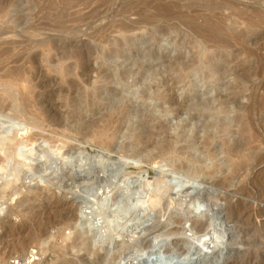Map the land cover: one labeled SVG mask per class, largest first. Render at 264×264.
<instances>
[{
	"label": "rangeland",
	"instance_id": "obj_1",
	"mask_svg": "<svg viewBox=\"0 0 264 264\" xmlns=\"http://www.w3.org/2000/svg\"><path fill=\"white\" fill-rule=\"evenodd\" d=\"M78 52L90 53L98 70L89 81L81 78ZM0 104L7 139L15 137L11 127L29 132L8 143L27 146L33 158L32 151L48 152L41 163L70 166L82 152L93 164L103 156L128 164L130 174L112 179L105 190H117L118 197L107 211L113 216L130 196L137 210L123 213L114 237L103 219V246L92 256L73 228L85 196L76 185L86 170L67 166L48 184L36 176L20 181L15 188L21 192L4 205L2 260L46 239L44 264H119L127 256H152V241L140 239L156 232L163 239L179 225L163 220L170 224L166 232L151 230L166 200L184 187L188 196L176 198L185 196L189 205L196 196L205 201L193 215L182 214L186 222L204 220L209 208L213 221L234 234V249L222 262L199 264H264V0H0ZM237 140L241 152L231 150ZM161 147L169 149L161 153ZM256 154L259 167L251 170ZM141 184L152 185L149 203L145 191L142 197L135 192ZM9 192L1 197L9 199ZM226 195L234 205H249L242 222H227ZM169 246L160 250L166 258L188 253L175 242Z\"/></svg>",
	"mask_w": 264,
	"mask_h": 264
},
{
	"label": "bare ground",
	"instance_id": "obj_2",
	"mask_svg": "<svg viewBox=\"0 0 264 264\" xmlns=\"http://www.w3.org/2000/svg\"><path fill=\"white\" fill-rule=\"evenodd\" d=\"M3 54H4V52H3ZM74 57H75V60L78 62L79 66L81 67V74H82L81 78H85L87 81H89L90 74L92 72H98V70H96L91 65L90 53L85 54L82 52H78V54L76 53ZM45 82L43 81L41 83V85L44 84ZM160 98H163L165 101L166 100L165 98H168V97L165 95H160ZM232 102L237 103L235 101V99ZM0 106H1L0 107L1 109L4 108L2 104H0ZM52 106H53V104H52ZM4 117L6 119H9L13 123H18V120H17L18 117L17 116L5 115ZM11 128L13 129L12 134L13 133L15 134L14 135L15 137L13 136L14 139H10V138L7 139L4 136V131L2 129H0L1 130L0 134L2 135V138H0V152L2 154L0 156V224L4 223L5 219H7V217L5 215L6 214L5 210L8 208H4V205L8 204L6 207H9V205H11L9 203V201L13 202V197L16 196L17 194H19V192H21V190H22L21 187L20 188L18 187L17 189L15 188L17 183H19L20 181H23L24 183H26V182L28 183V181L25 182V180H29V181L35 180V179H33V177L36 176V177L40 178L43 183L48 184V183L52 182V181H50L51 178L52 179L58 178L57 176H59L61 174V172L64 173L63 170L65 171V167L67 168V166H69L68 165L69 161L68 162H60L58 164L54 159H52V160H54V161H52V163H46L48 161V159L46 162L41 163V160H43L44 158L50 157L47 154L48 152L45 154V152L37 150L39 152V154H37L38 153L37 151H36L37 152L36 154H33V151H32L31 155L36 156L35 158H33L31 156H28L29 149L27 146H24L23 144L19 143L18 141H17L18 143L16 142V144L10 145L8 143L9 141H10V143H12L11 141H14L17 137L19 138V137H22L25 135L27 136V134L29 133L26 130V128H23V127H11ZM244 128L245 127H242V131H241L242 133H244V131H245ZM238 140L236 143H234L235 145L231 149L234 152L243 151V147H244L243 141H238ZM31 149H32V147H31ZM160 149L162 151L161 153H163V152H166L169 149V147H168V149L166 147H161ZM71 154H73V153H71ZM73 157H74V155H73ZM77 157L79 159H75L74 161L70 162L71 165L69 166V167L73 166L74 170L70 169V168H69V170L76 172L77 168H79L81 170H86L87 174L81 178V182H79L78 185H76V183H75V185L77 187H83L84 188V189L82 188L83 189L82 192L84 193L85 196L80 195L81 201H79L78 206H77V218H76V222L74 223L73 228L75 230L76 236L79 239L80 238L83 240L85 239L84 245H86V250L90 254H92V256H93V251L94 250L96 251L98 247L103 246V237H104L103 236V219L105 218L107 220V222L109 223V225H111L112 233H113V234H111V236L114 237V235L117 234V231H118L117 227L119 226V220L122 219V217H123V213H126V214L127 213H130V214L133 213L135 215L137 213V210H135V207L133 205L135 201L130 196V198H126L124 200L126 202L125 205H122V207H120L121 205L118 206L120 209L118 211L115 210L113 216L109 215L110 210L107 211V209L110 208V207L108 208V206H110L112 203L117 202L118 197H117V190L115 192L113 190H111L110 192H106V193H105V190L107 189L108 184L110 183V181L112 179H114V178L115 179L116 178L122 179L126 175L130 174V173H128V174L125 173V172H127V171H125V168L129 167L128 164H127L128 166L127 165L124 166V164H123V166H121L119 163L113 162L108 156H103V158L99 157L102 160H101V162L98 160L99 161L98 163H100V164L95 162L99 166L101 165L100 168H98L100 170L97 172L98 169L95 170L94 168H96V167L93 166L95 164V163L93 164L95 159L93 162H91L92 161L90 159L91 156H86L82 152H79ZM134 158H136V157H134ZM252 159H253L252 160L253 166H252L251 170H255L257 167H259L258 166L259 165V154H256ZM149 160H151V159H149ZM97 164H95V165H97ZM129 164H131V163L129 162ZM132 164H134V163H132ZM133 166L135 167L136 165H133ZM131 167H132V165H131ZM71 171H69V172H71ZM92 172L95 173L96 175L94 176L93 174H91ZM100 173H103V176H101L102 174L100 175ZM162 178L163 177H161V179ZM167 178H169V177H167ZM126 180H123L122 182H125ZM163 182L164 181L161 180L160 185L163 184ZM223 184L224 183L218 182L215 185H216V187H221V186H223ZM151 186L147 187V185L141 184L140 187L138 188L139 190L135 191L136 193L139 194L140 197H142V195H140V193L142 191H145L144 192L145 194L147 192V196L144 194L142 199L143 200L145 199V202H148V203L152 199L149 197L153 195V193H152V195L148 196V193L153 191V188H151ZM243 187H241L239 189V191H243L244 190ZM144 189H147L148 191H146ZM183 189H184V187H180V188H177L176 191H173L171 197L169 199H167L168 201L166 200V202H168V203L165 202L166 205L163 206L162 208H160L161 211L159 213H160V215H162V216H159V218H158L160 223L158 222V224H156L153 228H151V230L152 231H161L162 233L166 232L165 230L168 229L167 227H169L170 224H168L169 226H166V225L164 226V224L167 221L169 222V220H170L171 224H179V225L176 227H172V228L168 229L167 232H169V231L170 232L166 237H165V235L164 236L161 235L163 239L158 238L160 236H159V234H157V232H156V235L154 237H152L153 234H152V236L149 237L146 233L145 234L146 236H144L142 240L140 239V241L141 242H146L148 240L152 241V243H151L152 244L151 245L152 246V250H151L152 252L151 253H153V255L152 256H127V258L122 259L121 262H119V264H199L200 262H206L205 261L206 259L212 260V261L217 260V261L222 262V259L226 258L228 252L230 250L234 249L233 248L234 242L233 243L231 242L232 240H234L232 238L234 234L232 232H230L228 229H227L228 231L227 230L223 231L222 228H224V227H221L223 225H221V226L217 225V222L215 223L213 221V219L217 218V216L209 208L207 209V211H208L207 215L208 216H206V218L204 220H202L203 219L202 218V219H199V221L196 220V222L192 223L191 220H188L186 222L183 219V217H182L183 213H186V216L193 215L197 211V209H200V207L203 206L202 203H205V201H203V200L201 201V199L200 200L197 199V196H196V199L194 201H190V202H193V203H191V205L185 203V202L189 201L188 199L186 200L185 196L182 198H179V197L176 198V196H178V195L182 196L185 193L186 190H183ZM11 190H13L14 193L12 192V196L9 197V199L6 197V200H5V198L1 197L3 195V193L6 194L7 192H9ZM91 190H93V191H91ZM188 193H190V192H188ZM104 194L109 195V197L105 198L106 201L104 202V205H103V195ZM142 194H143V192H142ZM185 195L188 196L186 193H185ZM7 196H9V195H7ZM14 199H15V197H14ZM182 199H183V201H182ZM223 200L225 202H227V206H226L227 208L225 210V213L223 212L225 214V216L227 215V217H226L227 222H229L228 220H230V221L237 220V222H240L242 220V216H244L246 211L249 210L248 209L249 205L247 207V204H246L247 202L246 203L245 202H241V203L239 202L240 204L234 205L232 200L230 199L229 195L228 196L226 195L223 198ZM138 202H140V200L137 201V203ZM205 205L210 206L208 201H206ZM151 207L152 206L150 204L149 208H151ZM216 214H218V213H216ZM224 214H223V216H224ZM246 216H248V215H246ZM8 217H9V214H8ZM163 220L165 221V223L162 222ZM227 222H225V223H227ZM161 223H163L162 226H160ZM229 224H230V222H229ZM219 226L221 227L222 230L219 229ZM226 226H228V223L226 224ZM157 227H160V230H156ZM200 229L202 230V232L205 231V233L203 232L204 234H201ZM185 232H190V234L187 235ZM177 234H180V236H176ZM172 236H174V237H172ZM151 237L153 239H151ZM128 238L130 239L131 236H129ZM49 241H50V239H46L39 244L40 246H37L43 250L45 259L48 257L47 254H48V249H49V244H50ZM173 242H175V245H177V246H182V248H186L185 250L188 253L185 256H179V257L173 255L174 257L171 256L170 258H166L165 256H163L160 250H162V248H164L165 246H169ZM16 244H17V246H19V245L23 246L24 241H20L19 243H16ZM187 246H189V247H187ZM157 251H160V253L158 255L155 254ZM42 264H44V262Z\"/></svg>",
	"mask_w": 264,
	"mask_h": 264
},
{
	"label": "built area",
	"instance_id": "obj_3",
	"mask_svg": "<svg viewBox=\"0 0 264 264\" xmlns=\"http://www.w3.org/2000/svg\"><path fill=\"white\" fill-rule=\"evenodd\" d=\"M45 260L43 250L31 246L25 252L10 256L6 260L0 258V264H42Z\"/></svg>",
	"mask_w": 264,
	"mask_h": 264
}]
</instances>
